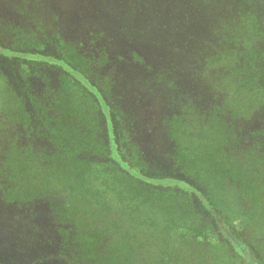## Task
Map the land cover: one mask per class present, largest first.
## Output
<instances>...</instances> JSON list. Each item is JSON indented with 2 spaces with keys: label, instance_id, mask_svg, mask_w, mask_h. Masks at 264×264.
<instances>
[{
  "label": "rangeland",
  "instance_id": "rangeland-1",
  "mask_svg": "<svg viewBox=\"0 0 264 264\" xmlns=\"http://www.w3.org/2000/svg\"><path fill=\"white\" fill-rule=\"evenodd\" d=\"M56 33L93 59L94 79L109 80L115 87L109 100L90 87L86 77L60 63V70L101 107L98 119L106 129L109 159L143 182L191 193L184 178L169 165L166 142L160 136L176 113L186 115V133L192 138L198 130L205 131L213 105L234 97L235 69L248 52L261 51L264 61V0H0V264H43L42 260L51 259L48 253L57 252V257L76 253L73 241L63 242L61 228L73 235L77 227L83 234L99 231L92 238L100 240V247L86 264H165L163 257L167 264H180L181 257L189 254L180 232H169L155 210L121 206L113 190L103 188L98 203L80 206L83 226L58 223L57 203L65 192L44 170L41 155L48 154L47 145L17 122L12 111L19 83L30 82L38 94L47 82L57 84L60 70L28 64L23 53L32 55V50L7 52L18 44L45 42ZM8 55L25 62L12 63ZM40 71L44 75L37 76ZM161 74H166L167 82L162 78L157 82ZM117 110L126 115L127 123L117 124ZM250 119L258 128L264 111ZM251 124L244 126L248 129ZM120 143L143 146L141 158L149 162L145 171L124 162ZM6 153L17 158L10 162L21 158L25 169L31 165L35 169L26 175L35 185L25 180L27 190L34 189L22 199L7 201L2 194L7 175L1 172L9 174L10 169L4 165ZM233 194L229 199L234 216L242 217L249 206L235 204L236 190ZM56 259L46 264H64ZM258 260L264 264V254ZM221 262L216 253L207 252V264Z\"/></svg>",
  "mask_w": 264,
  "mask_h": 264
},
{
  "label": "trees",
  "instance_id": "trees-1",
  "mask_svg": "<svg viewBox=\"0 0 264 264\" xmlns=\"http://www.w3.org/2000/svg\"><path fill=\"white\" fill-rule=\"evenodd\" d=\"M17 49L34 51L32 55L23 53L28 64L57 68L58 71L62 65L74 70L86 77L90 87L100 90L111 100L114 85L106 79L104 82L94 79L93 59L66 43L59 33L51 35L45 42L32 41L29 45L9 47L7 52ZM39 54H42L41 58ZM8 57L12 63L25 62V59L18 61L11 55ZM243 61L235 69L234 97L213 105L205 131L198 130L192 138L186 133L189 130L186 115L176 113L167 120L164 135L160 136L166 142L169 165L184 178L193 191L191 193L143 182L109 159L106 129L104 122L101 127V119H98L101 107L65 72L60 70L57 84L53 86L47 82L38 94L33 92L30 82L19 83L20 91L15 92L12 112L17 122L29 127L33 136L47 145L48 154L41 155L44 170L65 192L63 201L57 203L58 223L76 222L83 226L80 206L98 203L99 191L105 188L115 192L121 206L155 210L169 232H180L182 243L187 247L184 251L189 253L181 257L180 264H207V252L211 251L222 259L221 264H260L258 258L264 254V122L256 128L250 118L264 111L263 54L250 51ZM40 75L44 74L40 71L37 76ZM166 77V74L158 75L157 82L160 83L161 78L167 82ZM117 114L120 116L117 124L128 122L121 111L117 110ZM247 122H252L248 129L244 126ZM124 128L129 129L130 125H124ZM153 135L155 138V132ZM187 139L194 141L186 142ZM120 146L124 162L135 170L145 171L149 162L142 159L143 146L133 143H120ZM15 152L19 157V151ZM12 156L13 153L10 157L9 153L4 156V165L10 167L9 174L1 172L7 175L1 187L7 201L22 199L34 189L28 191L25 184L27 178L34 182L32 177L26 176L33 174V165L29 170L25 169L21 158L10 162L17 159ZM96 168L100 170L96 171ZM96 176L98 178L94 179ZM234 190L237 193L235 204L244 202L249 206L242 217L234 216L231 207L229 197L233 199ZM34 197L29 195L30 199ZM239 219L240 223L236 224ZM94 226L90 225L91 228ZM61 230L63 242L73 241L71 244L78 248L77 252L61 258L57 257V252L52 253L57 259L48 253L51 259L42 260L43 264L52 259H62L64 264H86L96 256L101 243L92 235L97 237L94 234L99 232L97 229L83 234L77 227L73 235L68 229ZM63 248L65 250L66 246ZM164 258L163 262L167 264ZM113 264L117 263L114 261Z\"/></svg>",
  "mask_w": 264,
  "mask_h": 264
}]
</instances>
